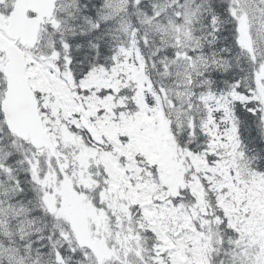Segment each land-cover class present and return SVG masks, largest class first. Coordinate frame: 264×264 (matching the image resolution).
Returning <instances> with one entry per match:
<instances>
[{"label": "rangeland", "instance_id": "obj_1", "mask_svg": "<svg viewBox=\"0 0 264 264\" xmlns=\"http://www.w3.org/2000/svg\"><path fill=\"white\" fill-rule=\"evenodd\" d=\"M73 1L65 0V4L67 7H71ZM158 3L163 5L166 10L179 15L181 9L179 0H158ZM242 3L243 10L238 15V23H243L253 36L255 54L260 59L259 69H262L264 68V0H242ZM191 13L185 6L184 18L188 19ZM166 19L167 23L155 21L153 29L159 42L163 43L165 47L170 43L174 45L175 42L174 47L177 46L180 50L176 49V59L168 62L166 68L169 73L174 74V77L172 79L166 77L164 79L165 85L161 86L168 103L167 116L173 119L176 130L180 132L182 127L178 123H182L184 118L190 115L188 107L192 103V97L196 95L198 99L205 102V96L202 95L203 91L196 89L195 82L191 81L190 78L191 73L195 71L197 66V60H194L185 52V48L191 41L186 25L189 21H186L185 24L176 23L171 20L168 12L166 13ZM147 22L150 23L151 21L148 20ZM50 43V36L44 33V40H42L39 48L41 53L47 57L44 61L38 58L34 60L35 65L30 70V76H33L34 85L41 91L43 96L42 106L47 129H50L51 132L60 133V138L64 140L63 128L65 124H72L69 118L75 112L77 105L75 94L59 80L58 71L50 59L52 54L55 53L53 45ZM90 48L89 46L88 49ZM132 52L129 55V61L131 66H136L140 86L139 89L135 84H130L128 87L129 91H133L137 97L139 96L143 105L140 112L136 113L135 117L133 116L132 125H138L144 118H147L150 124L157 125L156 134L158 135L154 139V147L159 146L157 154L160 160L156 161L159 183H154L155 186L153 187L149 183L150 179L145 183L140 182L138 177L139 168H135L131 164H128L127 167L132 174L127 176L125 172L127 168L122 167L118 162V152H123L124 156L129 159L134 155V152L131 150L130 145H122L120 140L113 134L114 129L118 131L120 123L112 122L110 117L100 121L99 127L102 134L115 143L117 151L115 154L101 155L100 153L94 160V164L97 169H106L109 175L108 180L111 183V193L119 189L125 194L124 198H128V203H145L144 214L147 219L145 222L139 223L137 227L139 233L135 234H140L145 227L154 231L159 230L161 243L147 253L144 251L142 236L121 235L113 230L109 233V243L114 249V254L109 259L110 264H144L146 261H149V264H170L167 260L169 257L174 258L173 264H212L210 253L216 249L220 252L221 241L216 225L222 219V216H213V218L207 216L209 212L213 214V210H209L204 200L198 160L175 145L172 135L166 128L167 120H164V114L161 112L162 105L157 97L149 91L136 51L133 50ZM88 58H92V56ZM122 74L124 73L122 72ZM100 85L98 78L93 77L80 84L83 90L86 88L91 90L93 87ZM255 86L259 87L262 95H264L262 81H256ZM94 91H98V89L96 88ZM137 91L139 92L137 93ZM112 99L113 97L110 94L101 97V99L93 95L92 98H88L86 101L92 113L97 111L99 107L104 108L106 112H110L112 109L108 102H111ZM207 115L212 136L215 138V144L218 147L216 151L219 158L217 165L211 170V175L216 179L214 186L217 184L219 186V206L223 207L227 216H230L229 225L238 227L239 236L228 240L226 245L230 256V264H264V178L243 161L241 152L237 149L233 127L226 117V111L219 105L212 104ZM130 126L131 124H128V128ZM73 141L74 143L69 146L70 155L76 149H83L84 145V140L81 137L76 136ZM148 146V152L142 154L146 158H149V154L152 155L153 153L152 145L148 144ZM26 153L32 157L36 155L34 152L31 153L29 148H27ZM38 160L41 163L37 165L39 170L37 181L43 184L45 176L43 179L39 176L42 170L46 171V164H48L50 156L42 151L39 153ZM3 161L4 159L1 156V169L5 165ZM32 162L36 163L34 160ZM66 162H69V160H66ZM5 171L6 173L9 172V177L13 176L9 170L6 169ZM186 173H189L191 190L197 198V202L191 210L181 204L174 205L171 199L185 186L184 176ZM2 176L4 175L0 173V178ZM133 179L136 181L132 184ZM153 188H161L164 192L155 193ZM223 188H225L224 191ZM154 198L160 199L161 203L156 205L155 200L154 204L147 203ZM118 199V196H108V201L112 203H116ZM3 204L4 201L0 199V224L3 222L1 217ZM9 205L11 210L17 213L15 210L19 206L15 207L14 202L11 201ZM59 213L58 216L66 221L68 208L65 203H63ZM29 225L31 224L26 220H21L17 224V229L22 232V236H29V240H32L29 244L36 240L41 241V239L32 236L33 234H39L40 231L38 229L28 231ZM32 226L34 225L32 224L30 228ZM8 235H10L9 242L13 241L14 244H5L0 241V258L8 259L11 264H33L34 262L29 257L30 254H26L22 246H16L13 235ZM42 237L40 233V238ZM64 237L58 239L55 245L62 243L61 246H64ZM148 254L152 259L149 258ZM89 264H96L93 256Z\"/></svg>", "mask_w": 264, "mask_h": 264}, {"label": "trees", "instance_id": "obj_2", "mask_svg": "<svg viewBox=\"0 0 264 264\" xmlns=\"http://www.w3.org/2000/svg\"><path fill=\"white\" fill-rule=\"evenodd\" d=\"M102 2V0H100ZM130 14L136 15V25L139 23L141 13L147 12L151 16L157 13V5L152 4L149 0H131ZM189 5L194 6V23L192 30L198 41L199 53L201 54V63L199 69L201 74L199 80L195 84H202V95L205 96V102L198 99L196 95L192 97L191 114L183 121L182 134L178 136L180 144L195 156L199 157V168L201 175V183L204 188L206 197V206L209 210H213V214L209 212L208 217H220L222 219L217 223L216 228L219 231L220 247L226 248L227 241L238 235V227L229 225L230 216L220 207L218 201V184L214 186L215 181L211 176V168L217 164L218 155L214 150L215 139L212 136L209 124L207 125V111L209 101H217L220 107H224L228 115V119L233 127V134L240 146L242 154L251 164V167L264 178V108L261 102L259 91L254 88L256 82V71L258 70L259 60L250 54H247L238 42V30L234 16V11L239 6V0H188ZM158 19L165 21L164 16ZM84 29H89V25L85 24ZM82 30V29H79ZM110 23L105 24L104 28H97L90 34L72 37L69 40L75 47V53L81 55V61H88L89 55L95 53L101 45L106 48L110 45L111 33ZM81 41V44L79 42ZM149 43L154 44L151 37L145 35L139 28L136 36L137 47H140V56L144 62L143 70L146 77L154 81L155 76L162 75L166 78L163 68L155 65V60L164 54L171 56L172 48H167L158 56H154L151 52ZM84 44V45H83ZM80 45V46H79ZM91 47L88 49V47ZM60 51L66 52L63 46H56ZM241 56V57H240ZM77 61V60H76ZM192 80V78H191ZM248 85V82H250ZM161 88V87H160ZM152 90L156 95H160L159 84L154 82ZM198 90V91H200ZM196 108V110L194 109ZM200 113H199V112ZM171 132L176 133L175 123L170 124ZM137 142L144 143L145 149L148 150V143L153 141L154 129L153 124L146 120L142 121L139 128L135 129ZM148 137V141L144 142ZM187 138L186 145L183 141ZM26 144L25 142H23ZM23 148V146H21ZM22 151L13 152L10 150L6 159V164L0 173L6 174V169L14 172L18 167H27L25 153ZM25 152V151H24ZM23 162V163H22ZM29 168V167H28ZM25 170V169H24ZM21 179L22 186L16 189L13 194L1 193L0 197L8 204L15 198L18 202L25 204L32 210H37L39 214H47L46 211H39L37 201H40L37 195L40 186L29 179L28 173ZM30 173L31 169L29 168ZM8 173V172H7ZM19 174V172H17ZM21 177V174H20ZM1 180V179H0ZM186 188L182 191L185 193L183 201L190 206L196 200L195 196L190 192L188 177H185ZM210 185V187H208ZM225 188H223V191ZM24 191V192H23ZM4 210V205H3ZM8 216L2 214L5 218V224H0V241L5 244H14L9 242L8 234L13 235L16 246H22L26 254H30L33 264H87L89 250L78 248L72 235L65 236V245H56L50 251H42L36 249L35 245H30L26 241L27 236H22L17 231L18 219L11 212ZM221 214V215H219ZM8 230L4 231V228ZM227 227V228H226ZM67 229V230H66ZM62 233H68V228L63 226ZM70 233V232H69ZM23 244H26L23 246ZM29 246V247H28ZM28 256V255H27ZM0 264H11L8 259H1Z\"/></svg>", "mask_w": 264, "mask_h": 264}, {"label": "flooded vegetation", "instance_id": "obj_3", "mask_svg": "<svg viewBox=\"0 0 264 264\" xmlns=\"http://www.w3.org/2000/svg\"><path fill=\"white\" fill-rule=\"evenodd\" d=\"M103 2V1H102ZM100 0H78L75 4L74 7H72V10L74 12V16L78 19V21L82 24H87L89 25V29H86V31L91 32L96 28H104L103 26H100L103 24L104 19L106 18L107 15L110 14V9L108 8H103L102 6L105 3H102ZM15 5V0H0V16H6L8 17L11 13V11L14 9ZM56 20H53L48 23V26L53 27V22ZM59 23H56L58 26ZM55 26V25H54ZM26 51L29 53V68L34 66L33 60H35L36 56L38 53L36 51H31L30 49H26ZM32 59H31V57ZM101 61L104 63V58L102 55H97ZM6 57L4 54H0V101L2 100L1 98V93H4L3 90V83L5 81V77L3 74V64L7 61V57L5 59V62L2 60V58ZM45 58L44 56H42ZM66 70L63 72L62 66H63V61H61L60 58H56L54 56V63L56 65V69L58 71V77L61 82H63L68 88L75 90V91H80L79 86H78V81L81 78V75L83 74V71H75L74 70V57L71 54H67L66 56ZM59 62V63H58ZM116 63L114 62V65ZM80 64H78L79 66ZM109 80L115 84L114 88L117 87V82L115 80V75H113L111 72H109L108 75ZM113 91V89H112ZM80 100H84V96H81L78 99V103H80ZM89 113V112H88ZM105 114L99 115L103 116ZM71 120H74V124L67 125L64 128V131L68 132V135L70 136V133H72L73 136L80 137H86L87 133H82L81 135L79 134L80 131H75L76 130V125L81 126V116L75 112V114H72L70 116ZM89 123L91 125H96V116H92L89 113ZM9 133L7 130V125H6V119L5 116L1 110L0 107V141L5 140V137H8ZM54 136V135H53ZM74 141H70L67 144H72ZM67 144H59L60 146V153L61 155H65L66 151H69V148ZM89 146V152H86L84 154H88L89 157L88 159H84L83 156L78 159H74L72 163L69 165L67 168V171L70 176L73 177L74 173L75 176H78L80 181L82 182L81 185H78L77 183V190L79 191L80 198L87 208L89 212L95 211L96 216L93 218H90V227H91V232L93 234V237L95 239H100V237L104 238L106 243L109 241V229H111V220L113 218H116L119 215V207H124L129 208L131 207L128 205V203H122L119 204L118 202L112 203L107 200V187H101L102 185L99 183V179L97 177V174L93 172L92 167L94 166L93 160L94 158L97 157L98 153L97 152H91L92 150L90 149L91 146H93V143L88 144ZM88 146L85 145V147L88 149ZM6 147L0 148V150H3ZM46 154L49 152L48 150L42 149ZM40 151V152H42ZM83 154V155H84ZM103 155V153H101ZM53 160V159H52ZM77 160L78 163L80 164V167L77 166ZM84 163V164H82ZM48 172L45 174V181L42 184V192H41V199L44 195L43 191H53L57 194L59 204L62 205L63 202V191L62 188H60V183L62 185V177L59 172H57V167L55 164V161H48L47 164ZM127 176L130 175V171H126ZM144 182V181H143ZM133 184V182H132ZM121 197H124V194L121 193ZM127 201V198L124 199ZM161 201L156 202L158 204ZM43 203L41 202V206L44 210H46L45 206L42 205ZM136 207V210H139L140 213H142L143 208H145L146 205H143V203H139ZM132 205V204H131ZM142 205V207H141ZM18 211V217L20 220H26L29 224H33L34 226L31 227L29 225L28 231H32L33 229H38L40 232L39 234L34 236L37 239H41V241L36 240L30 245H35L36 249L39 250V253L42 251H50L56 247L55 242L58 241V239L62 238V231H61V225L63 223V219L59 217L58 215H50V214H39L36 213L35 211L30 209H26L24 207H19L17 208ZM8 216V214H6ZM22 233V232H20ZM40 233L43 236L40 238ZM37 236V237H36ZM26 240L28 243L32 242V240ZM55 239V240H54ZM157 236H151L149 238L148 242L151 241H156ZM108 244V243H107ZM26 244H23L25 246ZM28 246V247H29ZM110 247V246H109ZM113 253V248H110Z\"/></svg>", "mask_w": 264, "mask_h": 264}, {"label": "water", "instance_id": "obj_4", "mask_svg": "<svg viewBox=\"0 0 264 264\" xmlns=\"http://www.w3.org/2000/svg\"><path fill=\"white\" fill-rule=\"evenodd\" d=\"M54 1L49 0V2L40 3L21 0L19 10L13 15L11 26L7 28L8 34L15 38L22 35L25 39L24 44L28 43L35 46L39 23H27L26 12L34 4L46 8L52 5ZM9 55L11 57L10 62L4 66V73L7 77V91L6 98L3 101V109L6 113L9 129L23 139L31 138V142L36 148H49L52 155L57 157L59 167L63 169L56 153V147L43 126L36 95L29 84V77L26 75L27 64L24 56L14 46L9 48ZM260 76L264 77V71L260 73ZM82 110L83 104L79 106L78 112L81 113ZM83 123L91 133H94V129L90 128L85 120H83ZM64 196L70 207L69 223L78 245L89 248L96 257L98 264H103V260L108 254V248L105 244L93 239L87 211L81 204L79 194L66 182L64 183ZM44 201L49 207L50 213L58 211L55 194L48 193L45 195ZM90 214L96 216L95 212Z\"/></svg>", "mask_w": 264, "mask_h": 264}, {"label": "bare ground", "instance_id": "obj_5", "mask_svg": "<svg viewBox=\"0 0 264 264\" xmlns=\"http://www.w3.org/2000/svg\"><path fill=\"white\" fill-rule=\"evenodd\" d=\"M84 45V44H83Z\"/></svg>", "mask_w": 264, "mask_h": 264}]
</instances>
